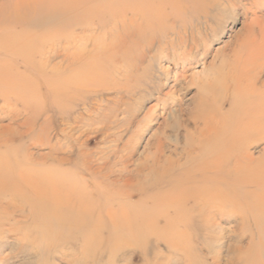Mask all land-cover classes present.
Masks as SVG:
<instances>
[{"label":"rangeland","instance_id":"374dc122","mask_svg":"<svg viewBox=\"0 0 264 264\" xmlns=\"http://www.w3.org/2000/svg\"><path fill=\"white\" fill-rule=\"evenodd\" d=\"M22 1L0 0V6L5 5L6 12L32 9ZM257 18L264 20V0L76 1L60 19L64 21L60 31L45 34L51 43H32L33 52L43 48L42 56L35 54L31 66L14 59L10 75L27 97L15 98L12 89L0 101V152L27 157L28 167L34 166L38 174L51 161L62 163L58 178L73 184L62 185L58 179L60 192L69 186L81 188L82 180L89 185L88 172L102 176L96 182L108 194L112 189L104 188V178L126 179L135 185L140 163L156 140L163 142L165 154L173 148L179 152L185 130L193 131L195 109L200 106L211 112L218 106L216 93L203 98L198 94L202 84L216 79L215 85H220L217 72L223 76L233 72L232 66L237 68L256 48L259 66L252 67L258 82L264 81V33L254 21ZM27 27L22 30H43ZM53 49L59 52L54 55ZM220 65L216 71L211 67ZM75 73L79 78L74 80ZM7 102L17 105L11 109ZM221 108L227 113L228 103ZM3 128L13 132L9 135ZM248 150L253 158L262 157L264 143ZM94 193L91 199L101 198ZM118 199L77 205L73 211L92 210L93 216H69L62 223L47 215L32 219L30 214L43 213L45 206L29 203L24 216H14L15 228L8 232L6 224L0 232V264H245L253 260L252 255L239 253L251 241L256 243L253 221L230 214L229 207L218 211L222 214L205 209L198 214L192 202L180 207L186 212L187 228L174 236L170 229L176 223L156 222L159 214L166 213L158 203ZM120 204L127 205L128 213L109 218L108 211ZM113 221L117 227L111 226Z\"/></svg>","mask_w":264,"mask_h":264},{"label":"bare ground","instance_id":"6f19581e","mask_svg":"<svg viewBox=\"0 0 264 264\" xmlns=\"http://www.w3.org/2000/svg\"><path fill=\"white\" fill-rule=\"evenodd\" d=\"M76 1L78 2V0H23V5L32 7L24 12L21 9L6 12L5 5L0 6L1 102L7 98L5 94H8V90H16V93L13 92L15 98L27 94L10 75L14 68L12 65L14 59L20 58L26 66L30 65L31 58L35 57V54L42 56L43 48H37L38 51L33 52L32 43L50 40L51 38H46L47 32H59L64 22L60 19L71 6L75 5ZM58 20L56 24H51ZM254 21L264 33V20L257 18ZM29 25L38 26L35 28L43 30L37 33L22 30L25 26L29 28L27 27ZM54 41L52 44L56 45L59 39ZM258 50L256 48L250 52L249 59L242 61L237 68L232 66L233 72L229 71L224 76L217 72L221 79L220 85H215L216 79H214L208 83L204 82L205 84L199 87L198 94L201 98L207 93H216L218 106H215L211 112L201 109L200 106L195 109L193 131L185 130L179 152L173 148L170 154H165L163 142L156 140L152 151L140 163L141 167L137 173L139 182L136 181L135 185L126 179H116L113 182L104 178L107 182L104 188L108 186L112 189V193L108 194L107 189L102 191L103 186L101 185L100 188L96 182L97 179H102V176L88 172L89 185L86 180H82L81 188L69 186L64 187V190L60 192L56 182L59 179L58 173L63 168L62 163L51 161L46 165L43 173L38 174L34 166L28 167L27 157L18 158L12 152H0V200L4 201L0 203V232L6 224L10 225L8 232H11L16 225L14 216H24L23 214L27 211L25 207L29 203H44L45 206L42 208L43 213L32 212L30 214L32 219L47 215L62 223V220H67L69 216L85 219L93 216L92 210H84L82 213L75 211L76 209L73 211V207L77 205L93 206L108 200L119 201V197L126 200L128 197L142 203L146 201L158 203L166 213L159 214L156 222L166 225L176 223L175 228L170 229V232L178 236V233L181 234V229L187 228L186 220L183 218L185 210L180 207L192 202L198 208V214H202L204 209L218 212L222 208L229 207L230 214L243 220L253 221L256 243L252 244L251 241V244H248L249 249L239 250V253L248 257L252 255L251 263L245 261L248 264H264V244L262 243L264 238V151H262V157L259 156L256 159L248 150L253 144L264 143V81L258 82V76L255 74L259 66L256 67ZM51 52L55 55L59 51L53 49ZM252 66L256 69L254 70ZM211 67L215 71L221 69V65L217 68ZM78 75L75 73L72 78L75 80L79 78ZM51 80L56 82L58 78ZM15 101L17 102L18 99ZM224 102L228 103L227 113L221 110ZM5 105L12 109L17 103L12 105L7 102ZM10 128L2 130L11 135L13 130ZM9 135L5 136L6 140L9 139ZM36 166L42 167L44 164ZM59 180L62 185L73 184L70 179ZM45 185L48 187L44 190ZM94 191L98 192L102 199L92 198V200L91 194ZM61 211L65 213V216L60 215ZM117 212L119 215H125L127 205L125 207L122 205L116 210H109L108 217L117 216ZM116 224L113 221L111 226L117 227L118 224ZM128 225L127 228H129Z\"/></svg>","mask_w":264,"mask_h":264}]
</instances>
